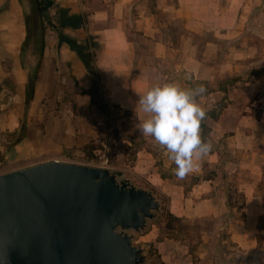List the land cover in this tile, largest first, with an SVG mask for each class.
Here are the masks:
<instances>
[{
  "label": "crops",
  "instance_id": "0c3cea01",
  "mask_svg": "<svg viewBox=\"0 0 264 264\" xmlns=\"http://www.w3.org/2000/svg\"><path fill=\"white\" fill-rule=\"evenodd\" d=\"M219 2L0 0V72L5 71L4 78L11 80L23 105V113L12 127L24 136L16 145L17 152L23 157L39 156L45 144L57 152L79 148L90 141L109 138L112 128L121 135L136 133L145 143L137 150L138 168L141 167L139 170L149 187L168 196L171 214L180 219L227 221L234 209L229 196L240 192L243 194L240 211L245 212V218L237 221L243 229L240 226L230 237L242 248L253 247L252 237L264 216V197L259 192L264 179V103L259 114L253 115L244 112L241 99L228 102L217 118L204 120L211 128L212 141H227L231 157H226L224 145L211 150L197 162L199 170L186 176L190 181L177 179L173 172L175 165L161 146L138 130L146 118L138 103L140 96L153 87L152 71L161 65L165 49L171 51L163 42L162 16L180 17L186 28L190 26L191 34L222 23L230 30L233 26H229L226 16L239 13L243 0H228L226 7ZM132 10L134 22L129 18ZM72 18L82 23L61 25L63 20L73 23ZM34 19L43 31L39 48L37 41L29 36L35 28ZM132 30L149 42L148 56L141 69L135 67L137 42L131 38ZM186 43L181 49L172 48L182 53L179 66L195 77L207 78L205 73L214 67L208 63L209 58L218 54L219 43L206 41L200 54L193 51L194 42L187 39ZM76 44L84 45L85 52L91 55L89 65L73 46ZM252 49L248 47L249 51ZM202 53V57L209 58H200ZM209 95L208 92L197 98L205 110L215 103H207ZM230 100L235 99L230 97ZM113 109L117 112L115 116L111 114ZM134 141L135 138L125 136L124 142ZM208 170H212L210 178H207Z\"/></svg>",
  "mask_w": 264,
  "mask_h": 264
},
{
  "label": "rangeland",
  "instance_id": "374dc122",
  "mask_svg": "<svg viewBox=\"0 0 264 264\" xmlns=\"http://www.w3.org/2000/svg\"><path fill=\"white\" fill-rule=\"evenodd\" d=\"M219 4L226 7L228 0H220ZM236 8L238 9V6ZM129 18L134 22L133 10ZM226 20L230 22L229 26H233L232 29H225L226 25L222 23L210 25L208 30H199L191 34L190 26L186 28L180 17L173 19L169 18V15H163V42L164 44L166 42L171 51L165 49L166 53L160 60L161 65L152 71L153 87L165 82H179L185 88L203 85L206 88L203 95L210 93L207 103L215 102L209 110L216 109L218 116L228 102L240 101V99L245 104L244 112L258 115L259 107L264 103V0H243L239 13L229 14ZM32 23L35 28L30 31L29 36L37 41L36 48H39L43 31L39 29L40 25L37 26L36 19ZM131 33L133 34L131 38L137 42L135 67L141 69L148 56L149 42L137 31L132 30ZM216 34L221 36H215ZM187 39L196 44L193 51L198 54L204 49L206 41L219 43L220 49L216 56L202 57L203 53L199 56L204 59L209 58L208 63L214 66L205 73L207 78L195 77L189 70L179 66L182 53L177 51V54L172 48L177 50L186 47ZM250 46L253 49L249 51ZM239 49L243 52H238ZM4 74L5 71L2 70L0 72V174L51 160L105 167L112 171L123 172L124 175L120 178H127L135 186L152 191L160 203L159 209L153 211L154 216L147 219L142 229L123 231L133 236L132 241L135 246L142 248L144 256L142 264H264V216L257 224V233L252 237L255 243L253 247L242 248L230 237L233 231L241 229V224L237 220L242 218L240 203L243 202V194L236 191L229 196L230 204L234 209L227 221L218 218H173L168 196L162 191L149 187L148 180L141 174V167L138 168L140 162L137 150L145 146V143L136 133L121 135L112 128L110 137H107L109 141L107 138L102 139L101 142L90 141L79 148L58 152L51 148L50 144L49 146L45 144L43 154L32 157L21 156L15 144L21 132L13 131L12 127L23 113V105L13 89L11 80L4 78ZM218 89L223 91L211 93ZM255 90L256 92L253 93ZM230 97L235 100H230ZM232 111L235 112L233 108ZM111 114L115 116L117 112L113 109ZM36 132L39 133L38 129ZM125 136L135 138V141L132 144L126 143ZM201 136L206 142H211L212 150L224 145L223 151L226 157H231L227 141L223 143L221 140L219 143L212 141L211 128L206 133H203L201 128ZM103 154L105 157L102 158ZM157 169L160 170L161 166ZM211 171H206L207 175H210ZM259 192L264 197V179L259 185ZM118 231L122 229L119 227Z\"/></svg>",
  "mask_w": 264,
  "mask_h": 264
},
{
  "label": "water",
  "instance_id": "95a60500",
  "mask_svg": "<svg viewBox=\"0 0 264 264\" xmlns=\"http://www.w3.org/2000/svg\"><path fill=\"white\" fill-rule=\"evenodd\" d=\"M123 175L60 160L0 174V264H142L123 231L160 203Z\"/></svg>",
  "mask_w": 264,
  "mask_h": 264
},
{
  "label": "clouds",
  "instance_id": "9594fccd",
  "mask_svg": "<svg viewBox=\"0 0 264 264\" xmlns=\"http://www.w3.org/2000/svg\"><path fill=\"white\" fill-rule=\"evenodd\" d=\"M205 92L203 85L185 88L179 82H165L149 89L138 101L146 114L138 126L140 134L161 146L174 163L173 172L179 180L198 171L197 162L212 150L211 142L201 136L207 113L197 98Z\"/></svg>",
  "mask_w": 264,
  "mask_h": 264
},
{
  "label": "trees",
  "instance_id": "16d2710c",
  "mask_svg": "<svg viewBox=\"0 0 264 264\" xmlns=\"http://www.w3.org/2000/svg\"><path fill=\"white\" fill-rule=\"evenodd\" d=\"M37 1H39V0H37ZM42 10L43 9H40L39 12L42 13ZM72 21H73V23H71L70 20L69 21L68 20H63L61 22V25L62 26H65V25H68V24H71V25H76L77 24V25H79V24L82 23V20H78V18H75V19L72 18ZM73 46L75 47V49L77 50L78 54L80 55V57L82 58V60L85 62V64L89 65L91 63V55L89 53H86L85 52V49H86L85 46L84 45H81V44H79V45L76 44V45H73ZM95 100H96V98H95ZM206 113H207L206 116H210L211 118H217L218 117V115L216 114V109L209 110ZM201 128H202L203 133H206V131H209L210 130V128L208 127V125H206L205 123H202L201 124ZM23 138H24V136H19L16 139L15 144L21 143V141H22ZM207 178H210V175H208ZM171 216L173 218L178 219V217L174 216L173 214H171ZM244 218H245V212L243 211L242 212V219H244Z\"/></svg>",
  "mask_w": 264,
  "mask_h": 264
},
{
  "label": "built area",
  "instance_id": "2783aa9c",
  "mask_svg": "<svg viewBox=\"0 0 264 264\" xmlns=\"http://www.w3.org/2000/svg\"><path fill=\"white\" fill-rule=\"evenodd\" d=\"M101 157H102V158L105 157V154L101 155Z\"/></svg>",
  "mask_w": 264,
  "mask_h": 264
}]
</instances>
